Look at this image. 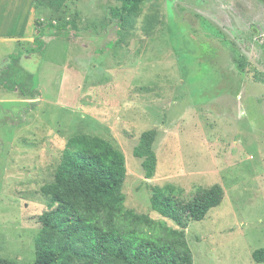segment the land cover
<instances>
[{"label": "rangeland", "instance_id": "1", "mask_svg": "<svg viewBox=\"0 0 264 264\" xmlns=\"http://www.w3.org/2000/svg\"><path fill=\"white\" fill-rule=\"evenodd\" d=\"M5 2L0 258L35 264L49 206L42 187L68 139L85 133L124 153L127 211L177 228L152 209L154 186L174 184L185 197L224 188L223 203L186 230L194 264H264L253 258L264 249V0H146L121 28L116 0H66L36 7L24 44L13 38L25 37L26 4ZM37 20L77 28L41 37ZM151 130L158 167L147 180L134 150Z\"/></svg>", "mask_w": 264, "mask_h": 264}, {"label": "trees", "instance_id": "2", "mask_svg": "<svg viewBox=\"0 0 264 264\" xmlns=\"http://www.w3.org/2000/svg\"><path fill=\"white\" fill-rule=\"evenodd\" d=\"M65 1L35 0V4L59 8ZM116 1L121 5L111 8L110 15L121 28L125 17L138 13L146 0ZM36 25L41 37L48 32L69 35L70 25L77 28L75 22L37 20ZM156 139V130L147 131L134 150L136 157L144 158L147 180L157 173ZM127 177L124 153L108 140L85 133L70 137L54 182L42 187L49 206L39 218L42 226L35 241V264H194L186 230L223 203L224 188L215 184L185 197V190L174 184L154 186L152 209L172 221L174 228L166 220L124 209ZM253 258L264 263V249L255 251ZM0 264L19 263L0 258Z\"/></svg>", "mask_w": 264, "mask_h": 264}, {"label": "crops", "instance_id": "3", "mask_svg": "<svg viewBox=\"0 0 264 264\" xmlns=\"http://www.w3.org/2000/svg\"><path fill=\"white\" fill-rule=\"evenodd\" d=\"M15 1L17 5L26 4L24 8L25 10L24 21L21 24V28L24 26V30H23L22 35H19V36H25V37H14L13 38L14 41L21 42L20 44H24L28 40L32 39V36L34 35L36 4H35V0H15ZM1 2H5V3H2V5L4 4H6L7 6L9 5V0H0V3ZM28 28H29V33H28Z\"/></svg>", "mask_w": 264, "mask_h": 264}]
</instances>
